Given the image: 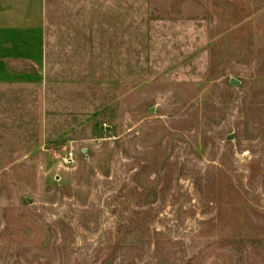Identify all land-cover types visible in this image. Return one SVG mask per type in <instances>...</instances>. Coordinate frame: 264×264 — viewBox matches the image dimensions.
<instances>
[{"label": "rangeland", "instance_id": "374dc122", "mask_svg": "<svg viewBox=\"0 0 264 264\" xmlns=\"http://www.w3.org/2000/svg\"><path fill=\"white\" fill-rule=\"evenodd\" d=\"M47 16L0 84V264H264V0Z\"/></svg>", "mask_w": 264, "mask_h": 264}, {"label": "crops", "instance_id": "0c3cea01", "mask_svg": "<svg viewBox=\"0 0 264 264\" xmlns=\"http://www.w3.org/2000/svg\"><path fill=\"white\" fill-rule=\"evenodd\" d=\"M50 1L0 0V84L20 80L24 65H43Z\"/></svg>", "mask_w": 264, "mask_h": 264}, {"label": "water", "instance_id": "95a60500", "mask_svg": "<svg viewBox=\"0 0 264 264\" xmlns=\"http://www.w3.org/2000/svg\"><path fill=\"white\" fill-rule=\"evenodd\" d=\"M231 84L232 85H238V81L237 80H235V79H231ZM227 139L228 140H233L234 139V135L232 134V135H229L228 137H227ZM28 202L29 203H32V201L29 199L28 200Z\"/></svg>", "mask_w": 264, "mask_h": 264}]
</instances>
